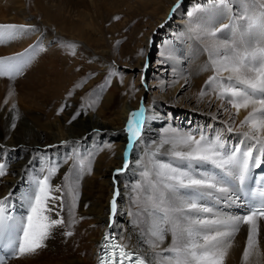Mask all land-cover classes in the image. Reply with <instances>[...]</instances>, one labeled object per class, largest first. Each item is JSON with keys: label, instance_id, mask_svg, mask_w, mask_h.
Returning a JSON list of instances; mask_svg holds the SVG:
<instances>
[{"label": "bare ground", "instance_id": "1", "mask_svg": "<svg viewBox=\"0 0 264 264\" xmlns=\"http://www.w3.org/2000/svg\"><path fill=\"white\" fill-rule=\"evenodd\" d=\"M77 1L81 0H0V25L32 29L0 36V59L7 61L9 58H5L34 47L29 61L23 54L28 63L22 58L11 61L21 68V74L14 75L18 76L14 83L0 79V165L5 173L0 176V198L11 193L9 198L19 206L28 205L27 197L36 180L55 166L57 171L49 182L60 189L53 195L62 197V204L60 200L49 202L50 206L57 205L58 217L53 213L51 218L64 221L50 230L43 247L6 264H96L103 235L109 230L115 231L129 248L147 252L151 259L149 246L141 237L148 227V217L137 204V197L143 199L144 194L134 189L144 182L143 173L150 168L149 161L160 141L175 129L209 137L220 133L235 145L244 130L240 122L250 111L241 109L235 115V109L226 101L216 99L215 83L208 86L216 72L212 67V41L205 33L221 29L217 39L231 40L233 24L246 27L248 15L242 13L239 0H225L226 7L221 0L150 4L155 24L146 38L137 41L134 50L125 55L126 62L111 61L110 54L108 59L93 58L96 49L88 35V19L79 13ZM177 4L179 7H175ZM251 11L253 19L260 16L254 7ZM170 16L175 17L173 21ZM205 17L209 28L202 30L196 21ZM161 31L163 37L156 45L151 66L146 57L152 33ZM98 66L104 73L112 72L108 73L112 85L78 83L88 78L89 73L82 69ZM145 70L151 72L147 78L143 76ZM201 91L208 95L201 98ZM141 107L145 109L141 138L135 143L137 148L127 171L117 172L123 167V154L128 148L124 138L127 122L130 114ZM229 127L232 132L227 131ZM81 160L85 162L83 171L78 166ZM112 177L117 180L111 181ZM99 180L106 188L95 191L92 186L91 193H84V185ZM115 190H119V197L115 196L117 212L113 215L111 197ZM229 196L228 200L209 199L207 206L220 214L244 215L235 208L236 195L231 188ZM12 206L16 207L15 202L8 201L15 221L12 224L21 237L23 225L19 222L28 211L16 219L17 209ZM83 215L93 218L82 220ZM257 226V244L248 260L243 259V253L251 228L242 224L231 240L224 264H264V217L257 218ZM170 241L169 233L161 248Z\"/></svg>", "mask_w": 264, "mask_h": 264}, {"label": "snow or ice", "instance_id": "2", "mask_svg": "<svg viewBox=\"0 0 264 264\" xmlns=\"http://www.w3.org/2000/svg\"><path fill=\"white\" fill-rule=\"evenodd\" d=\"M221 4L226 7L225 0H221ZM259 7L264 9V2ZM231 29V40L217 39L221 29L205 33L212 41V67L216 72L208 86L215 83L216 99L226 101L231 109H235V115H239L241 109H250L240 122L244 129L240 132L241 139L231 145L220 133L209 137L204 133L197 135L173 129L166 135L152 154L150 168L143 173L144 182L134 189L144 194L143 199L137 197V204L148 217V227L141 232V237L149 246L151 259L147 252L129 251L126 245L106 243L101 264H224L231 240L242 224L251 228L243 253L245 261L256 246L257 218L264 217V184L249 193L248 211L242 216L220 214L207 206L209 199H230L229 186H244L252 170L264 163V46H261L264 45V12L257 18H249L246 27L238 28L233 24ZM31 30L24 25H0V36ZM197 38H201L199 33ZM14 59L0 60V76L19 73L20 69L11 64ZM223 73L228 75L225 77ZM205 95L208 93L201 91L200 97ZM144 112L141 107L130 114L126 127L129 149L141 138ZM227 131L232 132L233 128L229 127ZM157 153L160 159H157ZM78 166L83 171L85 162L81 160ZM127 167L125 162L124 169ZM88 170H91L90 163ZM56 171L55 166L49 168L47 175L36 180L34 190L28 195V215L19 222L23 225L22 236L19 243L8 242L14 254L35 252L43 247L50 230L64 223L60 218H51L57 205L52 203L50 206L49 202L60 200L62 204V197L53 195L60 189H54L49 182ZM4 174L3 165H0V176ZM11 195L0 198V233L8 229L9 221H13L7 214ZM115 195H119V190ZM111 210L115 215V197ZM56 215L58 217V213ZM169 233L170 243L161 248ZM105 240L110 237L106 236ZM0 264L5 261L0 259Z\"/></svg>", "mask_w": 264, "mask_h": 264}, {"label": "rangeland", "instance_id": "3", "mask_svg": "<svg viewBox=\"0 0 264 264\" xmlns=\"http://www.w3.org/2000/svg\"><path fill=\"white\" fill-rule=\"evenodd\" d=\"M168 1L169 0H160V1L159 0H92L91 2V0H85V2L89 5V7L85 4L84 0L77 1L78 3L77 9L78 10L80 9L79 13L82 14L81 16L83 18L88 19V23L90 25V26L88 25L87 27L88 35L90 36V38L93 39V46L96 49V54L93 58H102L106 56L105 58L108 59L109 56L111 55L109 58L111 61L126 62L127 59L125 57L134 50V48L136 47L135 46L136 42L141 41L142 39H145L147 34L151 31L152 27L155 24V19L153 18V14H152L153 11L151 10L150 4H153L154 6H160L161 4L164 6ZM262 2H264V0H239V3L242 5V8L244 10V11L241 10L242 13L245 12L248 15L247 21L249 20V18H253V13L251 11L253 7L256 13L260 14L261 12H264V9H261L259 7L260 3ZM84 10L87 12H85ZM149 10L151 11L149 12ZM169 18H171V21H173L172 19L175 17L170 16ZM196 24L199 28H202V30L209 28L207 17L203 18L202 20L197 19ZM218 33H220V31ZM152 34L153 35H152V39L150 43V50H149L150 53L146 57L147 61L151 63V66L154 64L155 58H156L155 57L156 55L154 53L156 49V45L159 43V41L163 37L162 31L159 33L153 32ZM35 46L37 47V45ZM261 46H264V45H261ZM29 49L30 48H28V50L21 52L20 54L14 55L15 57L14 56H11V57L12 58H22L26 60L25 62L28 63L31 57V54L33 53L32 50H34V47L30 50ZM82 52H84V50H82ZM23 54L27 56L28 61L27 59H25L26 57ZM11 57H7L5 59L11 58ZM82 70L89 73L88 78L86 81L81 80L78 83H86V82L102 83L105 87H107L108 85H112V81L110 79L111 75H108V73L111 74L112 72L107 71L106 73H104L103 70H99V66L97 68L95 67V69L93 67H90V68L82 69ZM102 73L104 74L98 75ZM150 73H151L150 70H147V71L145 70L143 73L144 78H147V75L150 76ZM20 74H18V76ZM14 77L15 76L13 77L0 76V79L14 83L13 79L16 81V78H17V77L15 78ZM145 88L147 90V85L145 86ZM86 95L88 96V93H86ZM136 148L132 152V155L135 154ZM115 179L117 180L116 177ZM115 179H113L112 177L111 181L112 180L114 181ZM92 186L95 188L94 189L95 191H99L100 189L106 188V185L103 183V181L99 180L95 184L93 182V183L84 185L83 186L84 193L86 194L91 193ZM64 192L65 191H63V193ZM116 192L117 190L114 191V194L112 193L113 195L111 198H113V196L114 197L116 196L115 195ZM118 197L116 199H118ZM9 201L10 202L14 201L16 204V207L12 206L13 209H17V213L15 217L16 219L19 218V214H21L22 212L28 211L27 204H24V206H19L18 202H16L12 198H9ZM91 218L93 217H91L90 215H83L81 219L90 220ZM87 263H91V262H87Z\"/></svg>", "mask_w": 264, "mask_h": 264}]
</instances>
